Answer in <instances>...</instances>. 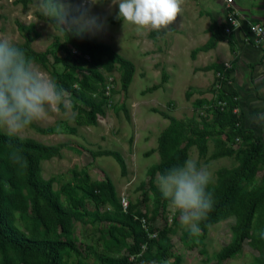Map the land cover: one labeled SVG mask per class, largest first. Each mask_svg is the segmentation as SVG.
<instances>
[{
	"label": "rangeland",
	"instance_id": "374dc122",
	"mask_svg": "<svg viewBox=\"0 0 264 264\" xmlns=\"http://www.w3.org/2000/svg\"><path fill=\"white\" fill-rule=\"evenodd\" d=\"M36 5L37 0H0V37L25 50L58 85L65 75L69 87L77 90L62 86L73 102V114L50 113L46 121L29 126L22 138L57 149L39 158V175L51 180L60 204L73 215L66 230L47 218L43 221L20 177L16 186H5L10 223L26 236L72 243L74 248L61 252L60 264H100L103 256L127 257L130 264H255L264 241V144L249 156L255 136L239 127L238 100L226 66L202 55L203 50L192 55L198 47L190 48L184 34L175 33L176 23L167 33L138 34L134 25L124 27L117 18L118 5L111 7L110 0L92 8L93 14L107 19L106 30L84 36L109 45L131 62V76L120 63L109 64L107 57L96 61L85 56L86 62L72 66L60 46L62 32L39 16ZM187 19H182V28L188 26ZM82 93L99 104L94 121L88 116L91 104L79 98ZM170 129L176 164L191 156L208 166L214 201L230 188L234 195L221 218L196 236L180 224L179 212L156 184L157 174L163 172L160 142ZM12 158L19 161L17 155ZM98 183L113 187L116 205L103 192L90 198L85 188ZM249 198L256 204L248 235L238 250L223 257L222 250L236 239ZM38 209L43 211L41 205ZM109 212L131 215L150 238L167 237L166 255L150 242L133 248L132 238L118 230L120 224L106 217ZM9 257L11 264H44L36 256Z\"/></svg>",
	"mask_w": 264,
	"mask_h": 264
},
{
	"label": "clouds",
	"instance_id": "9594fccd",
	"mask_svg": "<svg viewBox=\"0 0 264 264\" xmlns=\"http://www.w3.org/2000/svg\"><path fill=\"white\" fill-rule=\"evenodd\" d=\"M106 0H37V11L50 25L71 36L95 35L107 28V19L92 13ZM184 0H110L118 5V19L131 24L138 34L167 33L183 12ZM159 38V37H157ZM73 114V102L66 90L43 73L25 50L9 38L0 37V130L10 137L23 138L34 122L46 121L50 113ZM74 118V115L72 116ZM251 123L264 126V102L255 101ZM57 133L63 131L58 126ZM213 176L209 167L189 156L156 176V184L170 207L179 212L180 224L190 235L201 233V223L214 209L210 190ZM206 227L211 228L209 223ZM264 238V232L260 233Z\"/></svg>",
	"mask_w": 264,
	"mask_h": 264
},
{
	"label": "trees",
	"instance_id": "16d2710c",
	"mask_svg": "<svg viewBox=\"0 0 264 264\" xmlns=\"http://www.w3.org/2000/svg\"><path fill=\"white\" fill-rule=\"evenodd\" d=\"M221 32L222 35H212L205 44L198 47V49H194L192 55L196 53V50H208L219 40L227 36L223 29ZM62 34L64 43L60 46L66 53L67 61L72 63V66L76 64L75 62H86L85 56L96 61H99L102 57H107L109 64L115 62L120 63L123 69L128 73L127 77L131 76L133 72L132 63L117 54L109 45L98 41L96 38L71 36L70 33L63 32ZM72 48L79 53L76 54L73 52ZM95 75H98V73H95ZM65 78L66 76L64 75V77L60 79L62 86L77 93L76 89L69 87ZM79 98L84 103L91 104V110L88 116L91 118V121H94L95 113L99 110V104L87 98L84 93L79 95ZM239 121H241L240 113ZM174 136V131L170 129L160 142V149L164 159L159 168L163 172L175 165L178 160L177 153L174 151ZM261 146V142L257 139L249 152V156L257 154L261 150ZM56 150L57 149L53 146L44 145L31 139L10 137L0 132V254L3 258V264H11L9 259L10 253L18 255L22 259L36 256L43 259L44 264H60L61 252L67 248H74L73 244L69 241L57 237L48 238V236H44L34 238L26 236L17 230L9 221V206L6 203L8 197L6 195L5 186H16V180L21 177L22 184L33 196L36 213H40V216L43 217V221L47 218L49 221L58 225L62 230L68 228L73 212L60 204L57 195L52 189L51 180H44L39 175V158L49 156ZM13 155L18 156V162L13 160ZM119 161L123 166L122 160L119 159ZM85 190L90 198L94 199H97L99 196L98 194L103 192L105 199L112 206L116 205L115 192L111 185L98 183L86 187ZM233 196L231 188L218 196L214 203V209L209 215V220L207 222H202L200 225L201 228H206V223L211 224L219 220L228 204L232 201ZM255 204V199H248L247 208L242 213V217L236 226V239L232 245L222 250L221 255L223 257H228L238 250L241 242L247 237ZM40 205L43 207V211L38 209ZM106 217L120 224L118 230L124 235L132 238L133 248H139L143 243L150 242L156 245L158 252L163 256L168 252L170 246L169 239L163 237V241H159L150 238L148 234L141 229L140 223L134 220L131 215L123 212H109L106 214ZM100 264H130V262H128L127 257L103 256L100 258ZM255 264H264V241H261L259 246V257Z\"/></svg>",
	"mask_w": 264,
	"mask_h": 264
},
{
	"label": "crops",
	"instance_id": "0c3cea01",
	"mask_svg": "<svg viewBox=\"0 0 264 264\" xmlns=\"http://www.w3.org/2000/svg\"><path fill=\"white\" fill-rule=\"evenodd\" d=\"M239 13V24L213 47L201 52L211 60L221 61L231 79L232 91L238 98L241 130L255 136L264 144V126L250 122L249 114L255 101L264 102V49L251 41L250 23L264 22V0H233ZM183 12L177 17L175 33L184 34L190 48L199 47L212 35H222L226 9L224 0H184ZM188 18V26L181 27ZM201 41L196 45L197 41Z\"/></svg>",
	"mask_w": 264,
	"mask_h": 264
},
{
	"label": "built area",
	"instance_id": "2783aa9c",
	"mask_svg": "<svg viewBox=\"0 0 264 264\" xmlns=\"http://www.w3.org/2000/svg\"><path fill=\"white\" fill-rule=\"evenodd\" d=\"M224 1H225L226 17H225V24L223 26V31L226 35H229L239 24V13L232 4L233 0H224ZM248 30L251 34L252 43L264 49V22L250 23ZM225 66L227 67L228 64L225 63ZM239 127H240V121H239Z\"/></svg>",
	"mask_w": 264,
	"mask_h": 264
}]
</instances>
